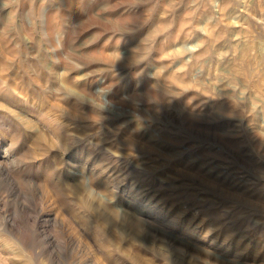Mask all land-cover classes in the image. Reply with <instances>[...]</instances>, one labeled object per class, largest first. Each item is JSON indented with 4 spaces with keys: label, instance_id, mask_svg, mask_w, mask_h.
Here are the masks:
<instances>
[{
    "label": "rangeland",
    "instance_id": "rangeland-1",
    "mask_svg": "<svg viewBox=\"0 0 264 264\" xmlns=\"http://www.w3.org/2000/svg\"><path fill=\"white\" fill-rule=\"evenodd\" d=\"M0 264H264V0H0Z\"/></svg>",
    "mask_w": 264,
    "mask_h": 264
}]
</instances>
